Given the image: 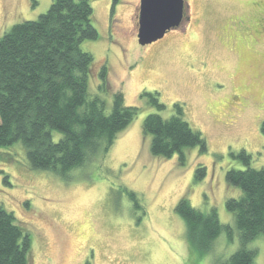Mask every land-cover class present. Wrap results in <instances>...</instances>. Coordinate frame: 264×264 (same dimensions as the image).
I'll list each match as a JSON object with an SVG mask.
<instances>
[{
	"label": "rangeland",
	"instance_id": "obj_1",
	"mask_svg": "<svg viewBox=\"0 0 264 264\" xmlns=\"http://www.w3.org/2000/svg\"><path fill=\"white\" fill-rule=\"evenodd\" d=\"M250 1L190 0L189 25L184 21L147 46L136 38L138 0L91 1L97 39L81 44L93 57L88 93L109 112L113 94L121 92L124 105L137 107L138 114L107 153L74 170L69 180L32 169L20 143L0 148V206L30 236L28 264H213L237 251L225 201L240 190L226 184L225 173L244 168L236 158L242 150L253 169L264 168V0ZM51 2L0 0V35L36 20ZM246 16L254 17L253 25ZM103 66L105 84L98 76ZM143 92L158 93L165 109L149 106ZM176 103L206 143L204 152L184 150L183 167L178 155L153 157L151 137L142 132L148 114L167 119ZM199 166L205 177L196 181ZM183 196L231 227V237L224 230L206 255L188 249L184 223L174 211ZM250 244L253 264H264V233Z\"/></svg>",
	"mask_w": 264,
	"mask_h": 264
},
{
	"label": "trees",
	"instance_id": "obj_2",
	"mask_svg": "<svg viewBox=\"0 0 264 264\" xmlns=\"http://www.w3.org/2000/svg\"><path fill=\"white\" fill-rule=\"evenodd\" d=\"M91 1L52 0L36 20L15 24L0 35V148L20 143L32 169L50 171L63 180L107 153L116 136L138 114L137 107L124 105L121 92L113 94L109 112L100 97L88 93L93 57L81 44L97 39ZM117 3L113 0V5ZM98 76L105 84L104 66ZM140 96L156 111L165 109L158 93ZM173 110L167 119L148 114L142 132L151 137L153 157L178 155L183 167L184 150L197 147L204 152L206 143L183 119L181 104H174ZM260 131L264 139V119ZM236 158L244 168L226 171L225 182L238 188L240 195L228 198L225 208L233 216L239 248L213 264H253L256 249L250 243L264 233V168L253 169L244 150ZM203 177L204 167L199 166L195 180ZM126 192L134 207L141 209L135 194ZM174 211L184 223L189 251L199 256L211 251L224 230L232 235L231 227L220 224L214 210H197L186 196L178 200ZM30 245L29 234L0 206V264H28Z\"/></svg>",
	"mask_w": 264,
	"mask_h": 264
},
{
	"label": "water",
	"instance_id": "obj_3",
	"mask_svg": "<svg viewBox=\"0 0 264 264\" xmlns=\"http://www.w3.org/2000/svg\"><path fill=\"white\" fill-rule=\"evenodd\" d=\"M183 18V0H139L136 38L140 46L162 39Z\"/></svg>",
	"mask_w": 264,
	"mask_h": 264
},
{
	"label": "flooded vegetation",
	"instance_id": "obj_4",
	"mask_svg": "<svg viewBox=\"0 0 264 264\" xmlns=\"http://www.w3.org/2000/svg\"><path fill=\"white\" fill-rule=\"evenodd\" d=\"M189 1L190 0H183V18H182V21H181V23H180V25L177 27V28H175V30H179V29H181L182 28V25H183V23H184V21H188V23L186 24V25H189V22H190V20H191V17H188V15L186 14V12H187V10L190 8V5H189ZM255 1H257L258 2V0H251L249 3H250V5L251 4H253V2H255ZM258 5H259V3H258ZM262 5H264V3L262 4ZM138 8H139V0H138ZM138 8H137V11H138ZM258 8H261V9H263V7H258ZM136 16H137V14H136ZM246 17H248L249 19H250V22H251V24L253 25V22H254V17H252V16H246ZM255 24V23H254ZM253 31H255V30H253ZM252 31V32H253ZM256 33H257V31H255ZM250 34V33H249Z\"/></svg>",
	"mask_w": 264,
	"mask_h": 264
}]
</instances>
